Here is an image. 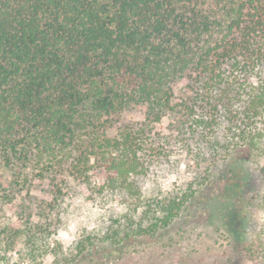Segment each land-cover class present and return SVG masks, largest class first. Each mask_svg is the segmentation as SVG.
I'll list each match as a JSON object with an SVG mask.
<instances>
[{"label":"trees","instance_id":"obj_1","mask_svg":"<svg viewBox=\"0 0 264 264\" xmlns=\"http://www.w3.org/2000/svg\"><path fill=\"white\" fill-rule=\"evenodd\" d=\"M134 110L144 120L107 134ZM166 117L177 133L162 137L195 160L200 186L143 188L170 150L154 133ZM245 149L264 183V0H0V208L29 196L23 226L0 228V249L22 236L23 260L55 252L59 264L99 242L136 249L190 210L214 167H226L219 199L232 195L243 165L229 162ZM95 168L97 194L120 208L66 257L50 243L66 225L70 178ZM45 179L50 199L31 193ZM257 199L264 208V191ZM234 247L264 258L246 241Z\"/></svg>","mask_w":264,"mask_h":264},{"label":"rangeland","instance_id":"obj_2","mask_svg":"<svg viewBox=\"0 0 264 264\" xmlns=\"http://www.w3.org/2000/svg\"><path fill=\"white\" fill-rule=\"evenodd\" d=\"M181 86L180 83L174 86L178 95L183 92ZM144 118L143 113L138 110L123 112L107 129V134L114 137L118 135L122 125L142 121ZM173 130V119L170 117L164 118L155 126L156 138L170 150L168 153L164 151L165 155L161 160L154 162V174L143 182L144 189L153 190L156 185L161 191L168 192L188 190L191 185V188L200 186L201 170L197 168L195 160L181 146H171L162 137L176 135L177 132L173 133ZM233 159L241 160L243 169L239 170L238 184L230 190L232 195L229 197L219 199L222 198L220 190L226 183L221 178V171L226 167L216 166L213 168L215 171L210 185L205 186L192 199L189 211H183V215L167 227L166 231H160L165 234L140 238L136 241V249L131 248L133 243L131 246L119 247L109 241L99 242L88 249L93 253L87 254L86 259L81 257L82 254L69 264H88L95 260L102 264H264V258H251L244 251L238 250L239 247H234L235 244L246 241L247 246L263 251L264 217L260 213L264 208L257 196L263 193L264 183L249 150L235 152L229 163H233ZM90 173L88 181L70 178L71 186L64 202L66 225L50 243L51 247L58 243L66 257L76 253L78 240L85 239L89 232L98 230L101 221L107 220L111 212L120 208L117 196L103 197L97 194L99 186L104 182L103 170L95 168ZM48 183L49 180L45 179L40 183L41 189H33L31 193L50 199ZM28 197L22 191L14 196L11 203L2 204L0 228L5 225L14 228L23 226L18 206L26 203ZM24 241L22 236L14 238L9 246L0 249V264H59L55 252L30 261L23 260L20 253L23 251Z\"/></svg>","mask_w":264,"mask_h":264},{"label":"clouds","instance_id":"obj_3","mask_svg":"<svg viewBox=\"0 0 264 264\" xmlns=\"http://www.w3.org/2000/svg\"><path fill=\"white\" fill-rule=\"evenodd\" d=\"M260 215H261V217H264V211H262V212L260 213Z\"/></svg>","mask_w":264,"mask_h":264}]
</instances>
